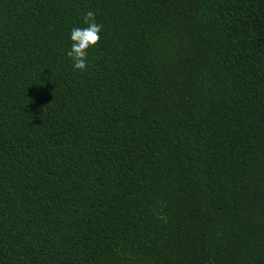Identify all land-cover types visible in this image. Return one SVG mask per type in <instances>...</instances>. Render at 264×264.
<instances>
[{"label": "trees", "instance_id": "1", "mask_svg": "<svg viewBox=\"0 0 264 264\" xmlns=\"http://www.w3.org/2000/svg\"><path fill=\"white\" fill-rule=\"evenodd\" d=\"M0 264H264V0H0Z\"/></svg>", "mask_w": 264, "mask_h": 264}, {"label": "clouds", "instance_id": "2", "mask_svg": "<svg viewBox=\"0 0 264 264\" xmlns=\"http://www.w3.org/2000/svg\"><path fill=\"white\" fill-rule=\"evenodd\" d=\"M82 23L83 27H72L67 34L68 48L65 55L71 62L73 72L86 71L88 50L97 45L102 29L92 11L83 14Z\"/></svg>", "mask_w": 264, "mask_h": 264}]
</instances>
